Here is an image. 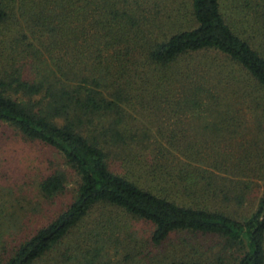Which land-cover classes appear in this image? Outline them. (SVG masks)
<instances>
[{
  "label": "trees",
  "instance_id": "obj_1",
  "mask_svg": "<svg viewBox=\"0 0 264 264\" xmlns=\"http://www.w3.org/2000/svg\"><path fill=\"white\" fill-rule=\"evenodd\" d=\"M189 4V24L169 30L128 0H0V121L78 175L74 196L46 223L11 244L0 239V264H33L101 205L147 225L153 246L179 230L213 234L231 264H264V180L258 196L248 191L260 160L231 165L202 153L181 120L175 130L154 121L223 106V122L234 124L241 112L227 108L226 95L235 89L222 92L231 81L250 87V102L261 106L254 117L264 114V0ZM64 179L48 171L37 190L52 196ZM245 199L254 200L250 211L235 216ZM97 248L76 263L95 264Z\"/></svg>",
  "mask_w": 264,
  "mask_h": 264
},
{
  "label": "rangeland",
  "instance_id": "obj_2",
  "mask_svg": "<svg viewBox=\"0 0 264 264\" xmlns=\"http://www.w3.org/2000/svg\"><path fill=\"white\" fill-rule=\"evenodd\" d=\"M128 1L144 18L165 19L169 30L186 27L191 19L190 0ZM228 85L222 88L224 94L230 93L233 88L235 91L226 95L229 98L227 108L239 109L241 112L239 120L232 125L226 120L223 122L218 113L223 106H204L187 111L179 117L172 114L166 117L163 114L153 120L169 129L178 125L176 119L181 120L183 133L187 138L197 140L196 144L202 153L216 152L231 165L243 163L248 166L251 161L260 160L259 172L248 177L252 187L248 190L250 195L258 196L264 180V151H260L264 147L261 139L264 136V114L259 113L261 116L258 119L254 117L261 106H254L250 102L247 95L249 92L246 91L250 87L243 85L237 89L232 81ZM22 100L24 98H17L19 102ZM263 102L261 100L259 104ZM149 132L159 133L155 127ZM257 138L261 146H251V142ZM53 169L64 172V188L52 196L43 197L37 190V181L42 174ZM77 180L78 175L61 160L57 152L25 138L12 123L0 121V239L10 240L11 244L13 238L19 240L37 226L46 223L72 199ZM253 201L245 199L240 208L236 209L233 200H230L231 207L235 208L234 215L242 217L248 209L250 211L248 203ZM234 208L229 210L233 212ZM107 217L112 218V221L107 220ZM147 231L148 226L143 222L115 208L96 206L70 229L55 249L33 264H70L69 260L61 261L60 253L64 250L75 255L73 263L77 264L81 255L92 254L98 246L100 251L94 259L95 264H167L174 258L183 264H191V261L196 264L232 262L231 253L221 251L222 242L216 235L179 230L170 233L161 244L153 246L146 241ZM217 254L221 255V259H217Z\"/></svg>",
  "mask_w": 264,
  "mask_h": 264
}]
</instances>
